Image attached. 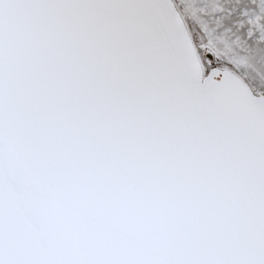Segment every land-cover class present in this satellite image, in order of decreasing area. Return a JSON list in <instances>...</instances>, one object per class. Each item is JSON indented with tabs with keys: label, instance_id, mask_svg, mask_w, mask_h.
<instances>
[{
	"label": "snow or ice",
	"instance_id": "6c2138e0",
	"mask_svg": "<svg viewBox=\"0 0 264 264\" xmlns=\"http://www.w3.org/2000/svg\"><path fill=\"white\" fill-rule=\"evenodd\" d=\"M0 264H264V0H0Z\"/></svg>",
	"mask_w": 264,
	"mask_h": 264
}]
</instances>
